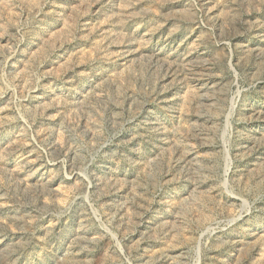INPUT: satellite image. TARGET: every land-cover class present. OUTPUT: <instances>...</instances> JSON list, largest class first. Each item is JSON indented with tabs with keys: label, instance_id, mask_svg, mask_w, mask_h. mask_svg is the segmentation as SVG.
Wrapping results in <instances>:
<instances>
[{
	"label": "rangeland",
	"instance_id": "obj_1",
	"mask_svg": "<svg viewBox=\"0 0 264 264\" xmlns=\"http://www.w3.org/2000/svg\"><path fill=\"white\" fill-rule=\"evenodd\" d=\"M0 264H264V0H0Z\"/></svg>",
	"mask_w": 264,
	"mask_h": 264
}]
</instances>
